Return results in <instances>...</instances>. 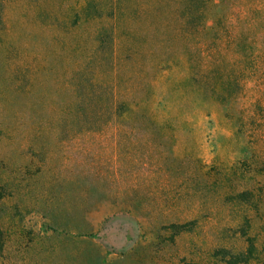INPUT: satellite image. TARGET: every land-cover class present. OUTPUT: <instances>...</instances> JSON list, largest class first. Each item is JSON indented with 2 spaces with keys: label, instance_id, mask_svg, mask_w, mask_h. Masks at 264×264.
<instances>
[{
  "label": "rangeland",
  "instance_id": "1",
  "mask_svg": "<svg viewBox=\"0 0 264 264\" xmlns=\"http://www.w3.org/2000/svg\"><path fill=\"white\" fill-rule=\"evenodd\" d=\"M214 1L207 17L238 3ZM80 2L2 0V264H232L227 254L243 251L246 236L258 260L236 264L264 262V107L254 106L262 97L256 83L244 96L233 88L234 101H216L197 84L203 66L187 30L156 50L174 54V80L193 76L185 89L155 87L152 106L173 114L171 126L112 122L87 131L91 124L66 107L75 95L66 81L84 70L83 52L100 23L70 19ZM135 3L145 13L157 8V16L178 6ZM130 51L121 47V69L152 60ZM101 63L107 69L108 57ZM194 97L200 104L191 105ZM244 189L253 192L248 203L234 197Z\"/></svg>",
  "mask_w": 264,
  "mask_h": 264
},
{
  "label": "trees",
  "instance_id": "2",
  "mask_svg": "<svg viewBox=\"0 0 264 264\" xmlns=\"http://www.w3.org/2000/svg\"><path fill=\"white\" fill-rule=\"evenodd\" d=\"M135 1L81 0L80 4L70 7L72 21L78 22V18L83 16V20L100 22L90 33L92 44L89 48L85 47L87 50L83 52L84 58L87 57L85 61H88L85 63L83 60L84 70L66 81L68 87L75 90L74 99L66 105L68 114H72L73 118L77 114L80 121L91 124L85 130L113 123H132L133 127L171 126L173 114H164V110L152 106L155 87L158 84L169 91L175 86L179 90L185 89L188 79L193 80V76L174 80V54L168 52L157 56L156 50L163 47L165 51L172 40L183 39L187 30L191 32V47L203 66L202 70H196L200 76L197 84L216 97V101L230 102L237 97V91L242 90L241 96H244L249 85L255 82L262 97L257 96L254 106L258 110L264 107V0H238L229 7L227 14L211 17H207L206 11L215 5L214 0H178L174 10L160 13L159 16L155 12L157 8L152 7L145 13V8ZM1 11L2 0L0 30L3 23ZM104 18L111 22L105 23ZM121 47L126 52L131 50L129 54L137 55L141 60H152L147 63L148 66H142L143 61L138 68L121 69ZM97 57L99 62H95ZM107 57L108 68L102 69L101 62H106ZM147 83L151 88V95L148 96L145 95ZM233 88L238 90L234 91ZM192 104L200 102L194 97ZM73 118H68V121L72 122ZM241 119L244 117L239 111L238 120ZM234 197L248 203L253 198V192L244 189ZM185 225L176 224L179 229ZM76 233L80 236L90 235L83 229ZM242 235H246V232ZM246 237L247 247L243 251L228 252L229 263L258 260L253 238ZM6 239V230L0 222V258Z\"/></svg>",
  "mask_w": 264,
  "mask_h": 264
}]
</instances>
